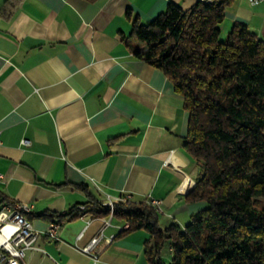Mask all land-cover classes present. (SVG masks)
<instances>
[{
    "label": "crops",
    "instance_id": "0c3cea01",
    "mask_svg": "<svg viewBox=\"0 0 264 264\" xmlns=\"http://www.w3.org/2000/svg\"><path fill=\"white\" fill-rule=\"evenodd\" d=\"M198 1L0 0V205L34 204L29 218L40 249L27 252V264H96L82 248L106 217L66 220L51 238L41 216L91 196L157 199L162 224L181 226L205 206L187 199L200 170L184 151V96L135 54L140 42L130 34L136 17L147 23L171 2L187 10ZM224 17L222 38L243 22L264 42V0H234ZM111 219L106 236L126 224ZM149 237L139 229L102 242L97 264H151ZM165 256L172 257L170 245Z\"/></svg>",
    "mask_w": 264,
    "mask_h": 264
},
{
    "label": "trees",
    "instance_id": "16d2710c",
    "mask_svg": "<svg viewBox=\"0 0 264 264\" xmlns=\"http://www.w3.org/2000/svg\"><path fill=\"white\" fill-rule=\"evenodd\" d=\"M232 2L200 0L187 10L171 2L147 23L132 20L130 34L140 42L135 54L184 96L190 113L184 151L200 170L187 199L205 204L181 226L162 224L147 199L115 201L113 219L128 224L115 237L148 230L144 252L151 264H264V42L243 22L222 38ZM81 204L41 216L64 222L111 213L94 196ZM165 243L170 260L163 257Z\"/></svg>",
    "mask_w": 264,
    "mask_h": 264
},
{
    "label": "built area",
    "instance_id": "2783aa9c",
    "mask_svg": "<svg viewBox=\"0 0 264 264\" xmlns=\"http://www.w3.org/2000/svg\"><path fill=\"white\" fill-rule=\"evenodd\" d=\"M252 3H258L262 0H250ZM1 143V132H0ZM22 143L28 145L30 143L26 139L22 140ZM174 151H171L165 160L166 164L172 163ZM3 179V173L0 172V182ZM121 198V197H120ZM118 198V199H120ZM117 199V200H118ZM113 199L103 201L105 205L110 207L111 213L109 217H106L102 229L96 233V235L90 240V242L82 249L86 253H90L94 256L95 263L97 264L98 250L102 242L110 244L115 238V235L106 236L104 233L105 227L111 224V218H113V210L115 205ZM150 204L155 206L161 213L162 207L160 200L150 199ZM79 208L83 209L84 205L79 204ZM34 204L20 201L5 202L0 205V261L2 264H27L25 257L29 250L40 249L37 245L39 235L41 232L35 229L29 214L33 211ZM62 226V222L50 221V226L45 235L51 238H57V234ZM128 224H124L120 229L127 228Z\"/></svg>",
    "mask_w": 264,
    "mask_h": 264
},
{
    "label": "rangeland",
    "instance_id": "374dc122",
    "mask_svg": "<svg viewBox=\"0 0 264 264\" xmlns=\"http://www.w3.org/2000/svg\"><path fill=\"white\" fill-rule=\"evenodd\" d=\"M161 220H163L162 217H161ZM168 250H169V243H165L164 250H163L164 256L167 255Z\"/></svg>",
    "mask_w": 264,
    "mask_h": 264
}]
</instances>
